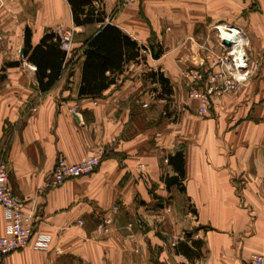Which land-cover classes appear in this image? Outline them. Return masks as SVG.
<instances>
[{
	"label": "crops",
	"instance_id": "crops-1",
	"mask_svg": "<svg viewBox=\"0 0 264 264\" xmlns=\"http://www.w3.org/2000/svg\"><path fill=\"white\" fill-rule=\"evenodd\" d=\"M123 1L92 3L138 44V57L84 96L83 51L103 26H76L68 0H0V142L7 135L14 194L39 217L28 247L4 264H249L264 255V0ZM27 29L32 48L57 29L75 32L63 75L46 91L31 52L23 55ZM151 48L162 50L158 59ZM223 57L245 64L246 79L199 116L191 71L218 70ZM97 149L109 156L93 174L53 184L59 159L79 163ZM178 151L185 177L168 189ZM8 229L0 207V235Z\"/></svg>",
	"mask_w": 264,
	"mask_h": 264
},
{
	"label": "trees",
	"instance_id": "trees-1",
	"mask_svg": "<svg viewBox=\"0 0 264 264\" xmlns=\"http://www.w3.org/2000/svg\"><path fill=\"white\" fill-rule=\"evenodd\" d=\"M73 10V18L76 26H85L88 24H101L102 29L87 43L83 54L85 56L83 82L80 89V95L95 96L100 94L102 90L109 86L106 83L108 78L105 76L107 71H111L120 66L121 61L132 60L138 57V53L134 49H138V44L131 41L129 37L123 35L122 32L110 23L105 24L104 13H95V7L92 0H68ZM31 33L26 30L25 48L23 55L28 57L30 62L37 65L39 88L41 91H46L60 80L64 72V66L68 57V53L61 48V42L58 36L53 33L46 34L41 43L35 48L31 47ZM141 50H148L145 46L140 47ZM31 50V51H30ZM152 56L158 59L162 54V50L156 52L151 48ZM18 62L7 63L2 69L18 66ZM159 80L162 85L166 80L162 75H159ZM165 89V88H164ZM168 94L170 89L164 90ZM109 155H104L105 159ZM168 164L172 166L176 172V176H165L164 182L168 189L174 185L181 186L185 177L184 154L178 151L168 157ZM182 253L190 256L191 248L186 244L180 246Z\"/></svg>",
	"mask_w": 264,
	"mask_h": 264
},
{
	"label": "built area",
	"instance_id": "built-area-1",
	"mask_svg": "<svg viewBox=\"0 0 264 264\" xmlns=\"http://www.w3.org/2000/svg\"><path fill=\"white\" fill-rule=\"evenodd\" d=\"M132 1L124 0L123 4L129 5ZM53 34L59 37L61 48L70 54L73 49L74 30L57 29ZM224 41L223 45H225ZM217 66L218 70L191 71L192 84L189 95L198 103L199 116L209 115L213 105L221 96L238 90L246 79L242 72L245 67L243 63L234 62L231 65L228 58L223 57L218 60ZM102 160L103 155L89 156L75 164L59 159L53 172V184L61 185L68 180L91 175L98 169ZM0 207L5 210L9 220L7 235H0V264H4L7 256L28 247L39 217L33 212L25 211V201L14 194L10 186L9 165L3 157H0ZM113 210L115 213L118 208L115 207ZM112 220V216L104 217L99 227L100 231L108 233ZM249 264H264V255L253 254Z\"/></svg>",
	"mask_w": 264,
	"mask_h": 264
},
{
	"label": "rangeland",
	"instance_id": "rangeland-1",
	"mask_svg": "<svg viewBox=\"0 0 264 264\" xmlns=\"http://www.w3.org/2000/svg\"><path fill=\"white\" fill-rule=\"evenodd\" d=\"M74 39H75V32H74V38H73V42H74ZM72 47H73V45H72ZM72 52V51H71ZM173 101V102H172ZM163 104H152V107H157V106H162ZM168 108L171 106L172 107V114L175 116L174 117V121H177V119H178V114H179V112L176 110V108H175V104H174V99H171L170 101H167L166 102V104H165ZM177 114V115H176ZM159 119H158V121L159 120H161V116L160 117H158ZM7 146H8V143H7V135L6 136H4V138L1 140V142H0V149H1V154H0V157H3L4 155H5V150L3 151V149H7ZM95 155H103V157H104V155H105V152H104V150H102V149H97L92 155H90V156H95ZM5 157V156H4ZM89 157V156H88ZM88 157H86L85 159H87ZM84 160V159H83ZM109 232V231H108Z\"/></svg>",
	"mask_w": 264,
	"mask_h": 264
},
{
	"label": "water",
	"instance_id": "water-1",
	"mask_svg": "<svg viewBox=\"0 0 264 264\" xmlns=\"http://www.w3.org/2000/svg\"><path fill=\"white\" fill-rule=\"evenodd\" d=\"M224 44H225L226 46H228V47L232 46V43H231L230 40H225V41H224Z\"/></svg>",
	"mask_w": 264,
	"mask_h": 264
},
{
	"label": "bare ground",
	"instance_id": "bare-ground-1",
	"mask_svg": "<svg viewBox=\"0 0 264 264\" xmlns=\"http://www.w3.org/2000/svg\"><path fill=\"white\" fill-rule=\"evenodd\" d=\"M222 34H223V37H231V36H229L228 33L225 32L224 30H222Z\"/></svg>",
	"mask_w": 264,
	"mask_h": 264
}]
</instances>
